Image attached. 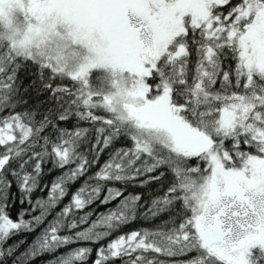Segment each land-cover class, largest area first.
I'll return each mask as SVG.
<instances>
[{
    "label": "snow or ice",
    "instance_id": "6c2138e0",
    "mask_svg": "<svg viewBox=\"0 0 264 264\" xmlns=\"http://www.w3.org/2000/svg\"><path fill=\"white\" fill-rule=\"evenodd\" d=\"M0 264H264V0H0Z\"/></svg>",
    "mask_w": 264,
    "mask_h": 264
},
{
    "label": "trees",
    "instance_id": "16d2710c",
    "mask_svg": "<svg viewBox=\"0 0 264 264\" xmlns=\"http://www.w3.org/2000/svg\"><path fill=\"white\" fill-rule=\"evenodd\" d=\"M49 179L51 178L50 176L48 177ZM66 202V201H65ZM13 239H15V238H13Z\"/></svg>",
    "mask_w": 264,
    "mask_h": 264
}]
</instances>
